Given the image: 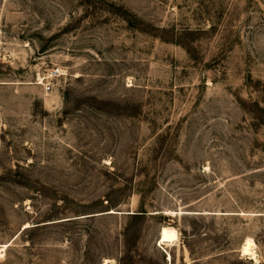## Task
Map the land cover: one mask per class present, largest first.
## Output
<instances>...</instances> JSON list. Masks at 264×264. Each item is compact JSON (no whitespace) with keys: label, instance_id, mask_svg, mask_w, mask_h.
I'll list each match as a JSON object with an SVG mask.
<instances>
[{"label":"rangeland","instance_id":"374dc122","mask_svg":"<svg viewBox=\"0 0 264 264\" xmlns=\"http://www.w3.org/2000/svg\"><path fill=\"white\" fill-rule=\"evenodd\" d=\"M3 246L264 264V0H0Z\"/></svg>","mask_w":264,"mask_h":264},{"label":"bare ground","instance_id":"6f19581e","mask_svg":"<svg viewBox=\"0 0 264 264\" xmlns=\"http://www.w3.org/2000/svg\"><path fill=\"white\" fill-rule=\"evenodd\" d=\"M254 243L251 239H248L246 241V244H245V248H244V253H247L248 251H252L253 253V256L255 257V252H254ZM7 247L8 246H3L0 250V257L3 256V253H5V251L7 250Z\"/></svg>","mask_w":264,"mask_h":264},{"label":"built area","instance_id":"2783aa9c","mask_svg":"<svg viewBox=\"0 0 264 264\" xmlns=\"http://www.w3.org/2000/svg\"><path fill=\"white\" fill-rule=\"evenodd\" d=\"M47 89H48V91H50L51 90V87H48Z\"/></svg>","mask_w":264,"mask_h":264}]
</instances>
